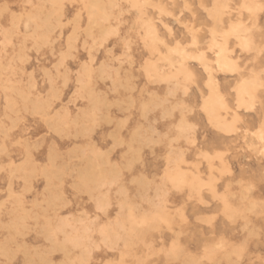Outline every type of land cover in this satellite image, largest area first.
<instances>
[{"label":"clouds","instance_id":"obj_1","mask_svg":"<svg viewBox=\"0 0 264 264\" xmlns=\"http://www.w3.org/2000/svg\"><path fill=\"white\" fill-rule=\"evenodd\" d=\"M0 185V264H264V0H0Z\"/></svg>","mask_w":264,"mask_h":264},{"label":"rangeland","instance_id":"obj_2","mask_svg":"<svg viewBox=\"0 0 264 264\" xmlns=\"http://www.w3.org/2000/svg\"><path fill=\"white\" fill-rule=\"evenodd\" d=\"M13 10H15V11H19L20 10V7H19V5L18 4H13ZM201 15H203V13L201 14ZM5 23H7V18L5 19ZM111 43V42H110ZM117 51H119V49L117 50ZM33 55L35 56V53H33ZM102 56H103V53H101V58H102ZM81 58L83 59V58H86V54H84V53H81ZM49 59H51L50 57H49ZM42 63H43V61H42ZM35 66V60L33 61V63L31 64V65H29L28 67H29V69H31L32 67H34ZM50 66V65H49ZM73 68H75L76 67V65L75 64H73V65H71ZM110 83V82H109ZM103 87V86H102ZM74 90V85H70L69 86V89H68V92L70 93L71 91H73ZM65 99H67V95L65 96ZM42 131H44V128L41 126L40 128H38L37 129V131L35 132V133H33L34 135L35 134H38L39 132H42ZM109 143H110V141H109ZM38 159H40L42 162H45V158H44V153L43 152H41L40 154H38ZM46 184V181L43 179V178H41L39 181H36V182H34V187L36 188V190L37 191H40V190H42L43 189V187H44V185ZM22 185H23V182L22 181H20V182H18L17 183V185H16V187H17V190H19L21 187H22ZM6 185H0V187H5ZM223 186L221 185V188H222ZM0 198H2V197H0ZM33 197H32V195H29V197H28V199H32ZM89 207H91V206H89ZM9 217L6 215L5 217H4V219L5 220H7ZM6 234V233H5ZM27 241H28V243H30V244H34V245H38V244H43L44 243V241H43V239L42 238H38L37 236H36V234L35 233H33L32 235H30L28 238H27ZM99 255V254H98ZM63 257H62V254H57V255H55L54 257H53V260H55V261H58V260H60V259H62ZM22 257L21 258H19L18 259V261H17V264H21V262H22Z\"/></svg>","mask_w":264,"mask_h":264}]
</instances>
